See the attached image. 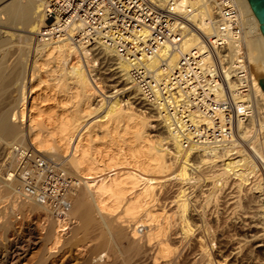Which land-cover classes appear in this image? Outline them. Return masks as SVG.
Here are the masks:
<instances>
[{
	"label": "bare ground",
	"instance_id": "6f19581e",
	"mask_svg": "<svg viewBox=\"0 0 264 264\" xmlns=\"http://www.w3.org/2000/svg\"><path fill=\"white\" fill-rule=\"evenodd\" d=\"M189 2L196 3L179 0L182 6ZM237 2L249 27L248 57L258 79L264 77V35L249 1ZM44 3L0 0V150L32 147L78 183L68 211L59 218L44 204L21 197L18 183L8 176L13 161L5 159L1 199L9 198L7 206L14 213L48 212L42 238L46 245L76 246L95 238L80 259L83 264H225L227 258L236 264H254L259 254L264 255V165L258 168L247 149L232 154L222 153L217 146L198 149L197 161V155L182 148L179 138L163 124L160 135L147 134L150 122H162L161 117L125 107L116 94L104 98L102 85L89 77L92 70L83 68L90 61V47L104 50L125 84H130L123 61L107 49L70 39L38 41ZM195 44L193 37L184 47ZM54 62L56 69L51 66ZM51 73L59 76L49 78ZM126 89L138 96L132 85ZM98 113L84 128L85 121ZM254 150L264 161V135L260 149ZM157 177L180 182L169 203L160 196L166 192L165 183ZM201 180L209 181L210 187L200 190L203 201L194 205L193 189ZM227 186L235 188L236 194L219 199ZM11 223L1 222L0 229L6 232ZM67 224L71 233L62 239ZM33 240L30 229L15 235L0 263L17 260ZM214 245L223 253L222 261L213 259Z\"/></svg>",
	"mask_w": 264,
	"mask_h": 264
},
{
	"label": "built area",
	"instance_id": "2783aa9c",
	"mask_svg": "<svg viewBox=\"0 0 264 264\" xmlns=\"http://www.w3.org/2000/svg\"><path fill=\"white\" fill-rule=\"evenodd\" d=\"M193 1L45 0L37 38L109 50L182 148L193 154L209 146L232 154L247 149L262 168L254 148L264 135V90L248 57L247 21L237 0ZM193 37L196 44L185 49ZM8 158L21 197L63 218L77 180L29 146L12 147Z\"/></svg>",
	"mask_w": 264,
	"mask_h": 264
},
{
	"label": "rangeland",
	"instance_id": "374dc122",
	"mask_svg": "<svg viewBox=\"0 0 264 264\" xmlns=\"http://www.w3.org/2000/svg\"><path fill=\"white\" fill-rule=\"evenodd\" d=\"M89 53H90V55H89L90 61L87 63L89 65V67L86 63H84L85 66L83 68L87 67V69L92 70L89 73V75H90L89 77L91 80L93 79V81L97 80V82H99L102 85V87L105 91L103 93L104 96L102 95L104 98H106L105 96H107V97L111 96V95L114 96L116 94L115 97L120 98V99L122 98L121 103L123 105L126 104V105H124L125 107H127V105H131V107L135 108L137 112L142 111V113H144L148 116L156 115L155 112H153L144 103H142L141 99L138 98L136 92H133L132 90H131L132 91L131 92L129 89H126L131 84H125L124 77L122 75H119L120 73L117 72V69H114L116 67V65L114 64L115 61H114V59H112V57L105 54L104 50L91 48V47L89 49ZM73 61H75L74 58H72V62ZM51 66L53 67V69H56L57 63H55V62L51 63ZM43 70H46L45 67L43 68ZM43 74L45 77V73H42V76H43ZM60 74H61V72H60ZM57 75H58L57 73H51V75L49 74V76H50L49 78L55 77ZM117 89L119 90L118 92L115 91ZM121 91H123V92H121ZM127 97H128V99H127ZM97 99H99V96ZM99 113L88 118L85 121L84 128L87 126H90L93 123V121L98 118L97 115H100ZM153 118H156V116L151 117L150 120H152ZM147 129H146L147 134H150V136L151 135H157V134L160 135V132L164 130V128L162 127V123L158 122V121H151L150 125L148 126ZM9 149L10 148H8V146H6V147H4V149H2L4 152L2 150H0V175H2L1 173L3 172V170L6 169V167H5L7 164L6 161L10 160V159H8ZM5 159H6V161H4ZM195 159H197V161H198L200 159V157H198V155H197V156H195ZM2 164L4 165L5 168L2 167L3 166ZM201 174H200V176H201ZM160 178L162 179L161 183H163V184L165 183L164 184L165 187H166V185H168L166 188L163 187V191L165 190L166 192L164 193L162 191V193H164V194H161L160 196L163 200L166 199V201H165L166 203H169L170 202L169 199L172 200V197L174 196V190L177 189V184H179L180 182H178L177 180H173L174 182L172 180H170L172 182H170V181L168 182L166 179L164 180L163 177H157V179H160ZM171 178H173V177H171ZM200 178H203V174ZM202 180L199 183L200 185L193 189V192H194L193 194H195V196H194L195 199L193 198L191 203H193L194 205L195 204L198 205L201 201H203L202 197H201L202 195L200 194L201 193L200 190L201 189L205 190V189L210 187L209 181H207V180L202 181ZM180 185H184L185 186L184 188L187 187V185H185V184H180ZM168 189H170V190L168 191ZM1 194L2 193L0 192V195ZM231 194H233V195H231ZM234 194H236V189L233 188L232 186H227L222 190V193L219 195V199L226 200V199L230 198V196L231 197L234 196ZM162 196H164V197H162ZM167 197H169V198L167 199ZM3 199H4V197L1 199V196H0V200H1L0 201V223L7 221V220L10 221V223L11 222L12 223H11V226L8 228V230H6V232H4L5 230L3 231V229H0V255H1L0 259L8 251V243H10V242H12V240H14L15 235H17V234L18 235H22V234L24 235V231L26 229H30L33 232L34 240H35V241L33 240L34 242H31L29 244V247L27 248L26 252L22 253L19 256L20 259L19 258L17 260L15 259L12 262L8 261V262H6V264H10V263L11 264H14V263H16V264H42L41 262H42V260H44V258H46V262H44V264H66V262H69V261L72 264H74V263L75 264L76 263L77 264H79V263L83 264L82 260H80V259H83L88 254V250H89L88 247H90L91 245H93L97 241V240L95 242L92 241L95 238H92V240L91 239L89 240L90 244L87 243L88 242L87 241V242H84L85 244L80 243V245L78 244L76 246H73V245L64 246V245H62V243H60L59 245H56V247L52 246L51 244L46 245L44 243V241L42 240V238L44 237V232L46 230V226L49 223V220H48L49 217L47 214L48 212L46 213L43 210H37L34 212L25 211L21 214L20 213H14V212H12L11 207L7 206L9 203V201H8L9 198L8 199L5 198L4 200ZM63 231L64 232H62V233L64 234V236L62 239H65V236H67V237L70 236L71 230H70V227L68 226V224L66 225V229ZM230 232L232 233L233 231H230ZM175 237L178 238L179 236H175ZM188 239L189 238H187V240ZM195 240H197V239H195ZM186 241L184 242V244L186 243ZM198 244H200V242L198 240L195 241V246L198 247ZM215 248H216V245H214V249ZM180 249H181V247H180ZM180 249H178V251H176L175 256L178 255L177 253H179ZM81 252H83V253H81ZM86 252H87V254H86ZM222 255H223V253H220L217 251V249H215V253L213 254V259L217 262L222 261V257H221ZM261 256H263V257H261ZM263 258H264V255L259 254V257L257 256L254 264H260L262 262ZM79 260L81 262H79ZM225 260H226L225 264L226 263L227 264H236L234 262L232 263V261L229 260V258H227ZM169 264H171V262Z\"/></svg>",
	"mask_w": 264,
	"mask_h": 264
},
{
	"label": "water",
	"instance_id": "95a60500",
	"mask_svg": "<svg viewBox=\"0 0 264 264\" xmlns=\"http://www.w3.org/2000/svg\"><path fill=\"white\" fill-rule=\"evenodd\" d=\"M253 12L256 14L259 23L260 29L264 35V0H248ZM258 84L264 90V77L258 78Z\"/></svg>",
	"mask_w": 264,
	"mask_h": 264
}]
</instances>
